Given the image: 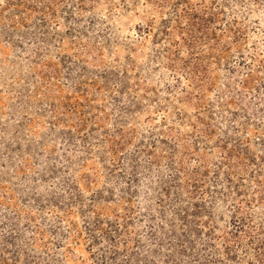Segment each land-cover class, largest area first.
<instances>
[{
    "label": "rangeland",
    "instance_id": "1",
    "mask_svg": "<svg viewBox=\"0 0 264 264\" xmlns=\"http://www.w3.org/2000/svg\"><path fill=\"white\" fill-rule=\"evenodd\" d=\"M0 264H264V0H0Z\"/></svg>",
    "mask_w": 264,
    "mask_h": 264
}]
</instances>
